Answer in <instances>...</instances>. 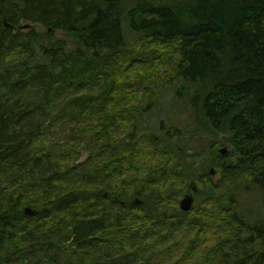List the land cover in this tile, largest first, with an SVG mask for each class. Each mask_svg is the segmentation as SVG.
I'll use <instances>...</instances> for the list:
<instances>
[{"label":"trees","instance_id":"trees-1","mask_svg":"<svg viewBox=\"0 0 264 264\" xmlns=\"http://www.w3.org/2000/svg\"><path fill=\"white\" fill-rule=\"evenodd\" d=\"M176 79L233 154L141 127ZM251 186L264 202V0H0V264H264V227L233 198ZM190 194L202 203L180 211Z\"/></svg>","mask_w":264,"mask_h":264},{"label":"rangeland","instance_id":"rangeland-1","mask_svg":"<svg viewBox=\"0 0 264 264\" xmlns=\"http://www.w3.org/2000/svg\"><path fill=\"white\" fill-rule=\"evenodd\" d=\"M55 38L66 40L70 47L72 42L70 39L63 35V33H55ZM128 47L126 48L127 53L132 54L136 47H140V36L137 34H130L128 36ZM145 50V49H144ZM145 52V51H144ZM149 53V52H147ZM150 54V53H149ZM151 55V54H150ZM147 59V57H144ZM133 57H129L127 60H132ZM149 63V60H147ZM143 65V64H142ZM148 66V65H145ZM168 67H160L161 71L158 72L159 78H165L164 75L168 73ZM135 77V78H134ZM138 78L137 75H133V78L127 77L124 79L126 84H131L136 82ZM155 81V80H153ZM138 84H141L138 81ZM155 84L156 89H152L154 97L150 101V107L142 114L141 127L147 128L153 131H158L163 125L164 129H178L181 131L182 137L181 141L186 142L187 150L186 152L190 155H198L207 153L209 150L217 151L220 147L219 139L214 136H209L204 133V129L199 125L197 119L195 118L194 110L191 106V101L198 93L199 86L190 82H185L181 79H176L168 82ZM154 86V87H155ZM138 92L137 99L131 101L128 105L133 107L137 103L139 107L144 109L146 107V100H148L149 95L143 99V92L139 87L133 89ZM124 91L126 93L131 92L130 88L125 87ZM199 128L198 132L195 131V128ZM203 131V132H202ZM87 153L84 151L81 153L79 161L83 162L87 158ZM202 163L198 165V170H196L195 175H200L203 167L209 165V157L204 156L202 158ZM220 173L215 172L212 177L213 180H218ZM204 197L198 195L194 197L193 208H198L202 203ZM234 200L239 209V219L242 223L247 225V227H254L256 225L264 227V202L259 190L251 186L247 191L238 188L234 194ZM181 198L179 199V201ZM178 211V207L176 208ZM168 211L167 215L171 216L172 214H178V212ZM248 234L244 233L243 237H247Z\"/></svg>","mask_w":264,"mask_h":264},{"label":"water","instance_id":"water-1","mask_svg":"<svg viewBox=\"0 0 264 264\" xmlns=\"http://www.w3.org/2000/svg\"><path fill=\"white\" fill-rule=\"evenodd\" d=\"M6 23L4 22V25ZM19 30H22V31H27L29 29H38L40 30L41 27L38 26V25H31L29 23H26V24H21L18 28ZM235 151L233 148H229L227 145L221 147L218 149V155L220 158L226 156V155H230V154H233ZM215 174V171L211 169L210 171V176H214ZM191 190L192 192H197V188L195 186V183H191ZM136 204H140V202L138 200H136L135 202ZM193 205H194V198H193V195L190 194V195H185L180 201H179V210L182 211V212H185V213H188L191 211V209L193 208ZM26 214L27 215H32L33 212L30 211L29 209H26Z\"/></svg>","mask_w":264,"mask_h":264}]
</instances>
